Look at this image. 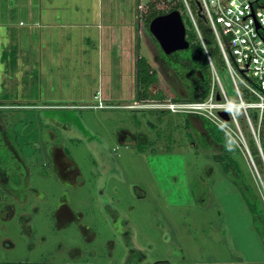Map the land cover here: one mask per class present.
<instances>
[{
	"label": "rangeland",
	"instance_id": "374dc122",
	"mask_svg": "<svg viewBox=\"0 0 264 264\" xmlns=\"http://www.w3.org/2000/svg\"><path fill=\"white\" fill-rule=\"evenodd\" d=\"M148 1L0 0V123L13 149L0 147L13 160L0 173V264H113L130 248L147 262L264 264V155L259 147V167L247 150L258 120L249 110L253 131L235 109L238 125L229 121L225 134L242 146L235 158L263 218L214 159L221 148L200 117L158 106L200 89L163 58L145 23ZM181 17L196 34L185 9ZM218 52L215 71L235 102ZM139 57L156 73L146 88L136 82ZM61 157L69 175L53 166ZM24 169L23 191L8 190Z\"/></svg>",
	"mask_w": 264,
	"mask_h": 264
},
{
	"label": "built area",
	"instance_id": "2783aa9c",
	"mask_svg": "<svg viewBox=\"0 0 264 264\" xmlns=\"http://www.w3.org/2000/svg\"><path fill=\"white\" fill-rule=\"evenodd\" d=\"M197 1L222 61L228 68L236 101L232 102L227 97L209 58L212 86L206 98L195 101H169L158 106L173 113L202 116L224 133L231 130L229 121L238 125L234 110L240 109L253 130L249 110L256 113L258 122L264 113V0ZM183 2L187 16L203 44L190 5L186 0ZM220 111L228 115V121L219 116Z\"/></svg>",
	"mask_w": 264,
	"mask_h": 264
},
{
	"label": "trees",
	"instance_id": "16d2710c",
	"mask_svg": "<svg viewBox=\"0 0 264 264\" xmlns=\"http://www.w3.org/2000/svg\"><path fill=\"white\" fill-rule=\"evenodd\" d=\"M156 1L158 0H149L147 5V17H146V26L148 27L149 22L156 16L168 13L172 10H177L180 14L182 11H184L185 6L183 0H165L166 6L163 8H157L156 7ZM190 8L196 9L198 11L199 18L203 19L202 14L199 11L198 7V1L197 0H186ZM206 26V25H205ZM198 29L200 31L199 25ZM186 30V39L189 42V47L186 50L176 51L170 55H165L162 51L163 58L169 62L171 65H177L180 64L186 71L189 72V75L194 79L196 82V85H198L200 89L199 97L191 95L188 100H178L175 98L173 102L177 101H195V100H202L206 98L209 94V91L212 86V78L211 73L209 74V58L211 62L213 63L212 56L216 55L218 52L217 46L209 48V46L212 44L211 36H204L201 32V38L203 41V44L200 42L199 37L197 38V33L195 34L190 29ZM211 33V32H210ZM213 36V35H212ZM153 37V36H152ZM214 38V37H213ZM154 42L156 40L152 38ZM179 53H184V55L180 56ZM219 54V52H218ZM220 56V55H219ZM221 60V58H220ZM136 66V82L138 85H143L145 88L148 87L150 83H153L155 81L156 73L153 69H151V72L148 71V64L144 57L137 58L135 62ZM136 96L139 99V101H142V93L136 92ZM188 114H185V116ZM251 118L253 122H256L258 117L255 112H252ZM198 116V115H197ZM200 117L202 121L203 128L205 130V133L208 135L212 143L219 146L221 148V152L216 155L214 154V159L218 161L223 170L225 172H228L234 176L237 183L240 186L241 191L246 195L245 199L247 202V206H249V210L256 214L257 216L260 215L263 218V215L261 214V211L258 210L259 207H257V203L259 204V200L254 195V192L252 188L250 187L249 183L245 180V175L243 174V171L240 167V162L235 158L236 155L240 154L242 150V146L240 143L236 142L232 138H229L226 136V134L218 128L215 124H213L208 119ZM257 138L258 142H256V138H253L250 134H247V150H249L255 164L259 167L262 166V159L259 154V147L261 148L263 155H264V113L261 116L260 122H258L257 125ZM7 160H2L0 157V163L5 164L7 163ZM232 170V171H231ZM248 191V192H247ZM252 195V196H251ZM253 198V200L251 199ZM260 205V204H259Z\"/></svg>",
	"mask_w": 264,
	"mask_h": 264
},
{
	"label": "water",
	"instance_id": "95a60500",
	"mask_svg": "<svg viewBox=\"0 0 264 264\" xmlns=\"http://www.w3.org/2000/svg\"><path fill=\"white\" fill-rule=\"evenodd\" d=\"M148 31L165 55L186 50L189 47L185 26L181 14L177 10L154 17L149 22ZM217 100H219V96H217ZM219 116L225 121L229 120L224 111H220Z\"/></svg>",
	"mask_w": 264,
	"mask_h": 264
},
{
	"label": "crops",
	"instance_id": "0c3cea01",
	"mask_svg": "<svg viewBox=\"0 0 264 264\" xmlns=\"http://www.w3.org/2000/svg\"><path fill=\"white\" fill-rule=\"evenodd\" d=\"M40 20H42L43 18H39ZM43 21L44 22H46L45 23V25H44V27H53V25H54V22L52 23V24H49L46 20H44L43 19ZM47 25V26H46ZM54 26H56V24L54 25ZM50 29V28H49ZM49 34H51V32H49ZM39 65H40V62H39ZM3 106V105H2ZM0 107H1V105H0ZM8 107V106H7ZM1 116H0V121H1ZM3 126V125H2ZM1 126V123H0V127H2ZM1 131L0 132H3V131H5V128H1L0 129ZM4 133V132H3ZM9 138V137H8ZM7 138V135H6V133H4V135H3V137H1L0 136V143L2 144V145H0V147H2V146H5L6 148H10L11 150H13L12 149V147H11V145H10V141H9V139ZM13 155V154H12ZM65 160H66V158H62L61 157V159H59V161H58V159L56 158L55 160H54V164H53V166L55 165L59 170H60V168L62 167V171H63V173H64V175H69V165H70V162H69V164H68V162H65ZM11 162H13V160H11L10 161V163H9V161L7 162V163H5V164H3V165H5V166H2L1 164H0V173L2 172H4V173H6L7 171H8V167L10 166V165H12V163ZM9 164V165H8ZM25 165V164H24ZM27 172H28V170L27 169H24V171L22 172L21 171V173L23 174V176H22V178H24V176L25 175H27ZM7 174H8V172H7ZM11 177H12V175H11ZM11 177H10V179H11ZM0 180H1V175H0ZM12 182L11 181H9V182H7L6 184H8L9 185V187L8 186H5L8 190H10V191H12V192H15V193H17L20 189V186H21V184H22V189L20 190V191H23V189H24V185H25V178H24V180L19 184V185H12L11 184ZM5 184V185H6ZM70 211V210H69Z\"/></svg>",
	"mask_w": 264,
	"mask_h": 264
},
{
	"label": "flooded vegetation",
	"instance_id": "af4514ba",
	"mask_svg": "<svg viewBox=\"0 0 264 264\" xmlns=\"http://www.w3.org/2000/svg\"><path fill=\"white\" fill-rule=\"evenodd\" d=\"M52 153H53V151H52ZM8 208H11V207L9 206ZM5 209L7 210V204H6ZM124 234L126 235V232H124ZM132 251H133V248L128 249L125 257L122 258L120 262L114 261L113 264H176V263H171L168 260H156V261L147 262L148 258L145 257L144 254L140 253L139 255L133 256L134 252H132ZM28 264H30V263H28ZM70 264H107V263L89 262V261L85 260V262H83V263L72 262Z\"/></svg>",
	"mask_w": 264,
	"mask_h": 264
},
{
	"label": "clouds",
	"instance_id": "9594fccd",
	"mask_svg": "<svg viewBox=\"0 0 264 264\" xmlns=\"http://www.w3.org/2000/svg\"><path fill=\"white\" fill-rule=\"evenodd\" d=\"M164 110V109H163ZM167 111V110H166Z\"/></svg>",
	"mask_w": 264,
	"mask_h": 264
}]
</instances>
